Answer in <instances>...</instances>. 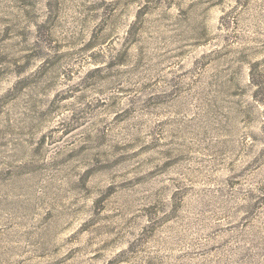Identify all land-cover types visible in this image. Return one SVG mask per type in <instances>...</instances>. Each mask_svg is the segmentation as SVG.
<instances>
[{
  "label": "rangeland",
  "instance_id": "1",
  "mask_svg": "<svg viewBox=\"0 0 264 264\" xmlns=\"http://www.w3.org/2000/svg\"><path fill=\"white\" fill-rule=\"evenodd\" d=\"M0 264H264V0H0Z\"/></svg>",
  "mask_w": 264,
  "mask_h": 264
}]
</instances>
